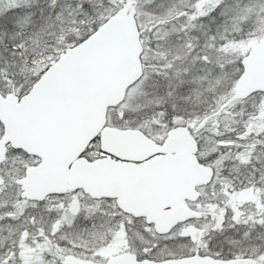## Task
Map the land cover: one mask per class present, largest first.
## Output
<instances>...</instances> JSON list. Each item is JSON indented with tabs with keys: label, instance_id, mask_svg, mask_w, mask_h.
Here are the masks:
<instances>
[{
	"label": "snow or ice",
	"instance_id": "snow-or-ice-1",
	"mask_svg": "<svg viewBox=\"0 0 264 264\" xmlns=\"http://www.w3.org/2000/svg\"><path fill=\"white\" fill-rule=\"evenodd\" d=\"M0 264H264V0H0Z\"/></svg>",
	"mask_w": 264,
	"mask_h": 264
}]
</instances>
